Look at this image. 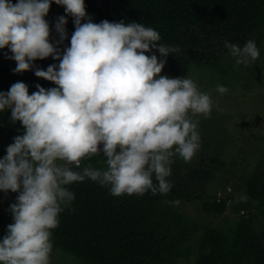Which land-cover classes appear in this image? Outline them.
<instances>
[{"label":"clouds","instance_id":"obj_1","mask_svg":"<svg viewBox=\"0 0 264 264\" xmlns=\"http://www.w3.org/2000/svg\"><path fill=\"white\" fill-rule=\"evenodd\" d=\"M52 3L73 18L63 52L67 19L58 17L54 45L45 20ZM160 40L141 23H93L85 0H0V49L11 52L13 72L31 70L38 59L59 61L34 72L56 87L37 84L29 94L16 82L0 92V112L10 110L12 123L24 129L0 158V191L18 193L8 209L13 222L0 239V264H50L52 230L75 199L67 187L73 183L90 179L114 197L170 191L173 157L191 161L200 148L198 118L210 117L213 102L191 78L161 74L169 54L180 49ZM224 47L237 66L260 56L251 39L242 47L225 41ZM216 90L228 91L222 85ZM100 154L105 169L88 164L73 170Z\"/></svg>","mask_w":264,"mask_h":264},{"label":"trees","instance_id":"obj_2","mask_svg":"<svg viewBox=\"0 0 264 264\" xmlns=\"http://www.w3.org/2000/svg\"><path fill=\"white\" fill-rule=\"evenodd\" d=\"M85 10L93 23H141L159 32V43L178 47V53L166 58L162 75L180 78L192 66H205L224 79L237 71L261 73L264 59L254 61L256 68L252 64L237 66L224 42L242 47L251 39L263 52L264 0H85ZM60 16L67 19L68 38L59 45L63 52L75 30L73 18L66 15L63 6L52 3L45 20L50 42L55 45V24ZM154 54L164 59L158 52ZM11 55L9 49H0V92H7L16 82L25 83L29 94L37 91V84L45 89L56 87L34 72L59 61L38 59L31 70L14 73L16 63L7 58ZM198 119L200 148L206 147L208 153L204 156L208 183L218 180L220 189L202 191L167 178L171 183L167 194L152 195L149 191L142 196L114 197L108 187L86 178L67 186L75 199L70 209L58 216L52 249L71 253L89 264H176L194 254L195 264H264V152L250 165L239 167L234 160L228 163L233 138L223 116L212 108L209 118ZM23 131L19 122L12 123L10 110L0 112V158ZM104 161L103 154L86 158L73 170L81 171L88 164L103 170ZM216 172L220 173L215 179ZM17 195L9 191L0 201V239L13 222L8 209ZM242 196L248 197L246 202L239 199ZM189 203L196 204L210 219L189 213Z\"/></svg>","mask_w":264,"mask_h":264},{"label":"rangeland","instance_id":"obj_3","mask_svg":"<svg viewBox=\"0 0 264 264\" xmlns=\"http://www.w3.org/2000/svg\"><path fill=\"white\" fill-rule=\"evenodd\" d=\"M259 59L260 62L264 59V50L260 52ZM260 67L261 73L259 74L250 71H237L232 73L229 79H224L205 66H192L182 77L191 78L197 84L200 92L210 95L213 102L212 108L217 110L220 116H223V121L229 128L233 138L232 149L227 162L230 163L234 160L239 167L250 165L264 152V63H261ZM164 75L170 78H178L168 74ZM217 85L226 87L228 89L227 93L220 94L216 90ZM202 135L205 138L206 134L204 132H202ZM205 153H207L206 147L200 148L190 162H184L178 156L173 157V163L170 165L171 175L168 177L170 181L175 184H190L191 187L202 191L220 189L218 187L220 181L217 182L218 180L212 179L208 183V174L204 170L206 166L204 156L208 153ZM219 173L214 174L215 179L219 177ZM7 193L0 191V201ZM186 210L206 221L210 219L194 203L186 205ZM219 220L217 219V222ZM195 260L196 255L194 254L189 258H180L176 264H195ZM50 264L89 263L71 253L52 249Z\"/></svg>","mask_w":264,"mask_h":264}]
</instances>
